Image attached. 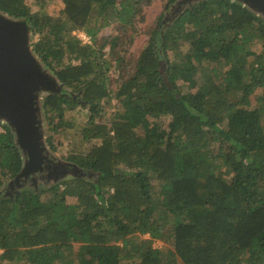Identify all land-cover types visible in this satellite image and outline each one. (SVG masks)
<instances>
[{"label": "trees", "instance_id": "obj_1", "mask_svg": "<svg viewBox=\"0 0 264 264\" xmlns=\"http://www.w3.org/2000/svg\"><path fill=\"white\" fill-rule=\"evenodd\" d=\"M33 1L0 11L27 20L65 87L43 99L47 124L75 129L80 104L94 143L68 155L87 176L0 197V264H264V18L202 0L167 23L177 0H162L134 60L122 46L156 0ZM14 139L0 123V187L23 165Z\"/></svg>", "mask_w": 264, "mask_h": 264}, {"label": "water", "instance_id": "obj_2", "mask_svg": "<svg viewBox=\"0 0 264 264\" xmlns=\"http://www.w3.org/2000/svg\"><path fill=\"white\" fill-rule=\"evenodd\" d=\"M199 1L202 0H177L166 13L165 21L171 22L187 6ZM232 1L242 4L258 16H264V0ZM32 38L33 33L26 19L14 18L0 11V123L11 129L23 160L14 180L32 174L41 175L34 181L28 180L30 178L23 181L37 186L41 183L56 184L65 180L69 173L73 178L84 177L86 172L79 175L78 169L81 167H77V164L71 170L70 165L66 166L69 163L58 162L50 155L42 104L46 94L60 93L64 85L35 54ZM7 189L8 184L0 187V197H5L9 191Z\"/></svg>", "mask_w": 264, "mask_h": 264}, {"label": "rangeland", "instance_id": "obj_3", "mask_svg": "<svg viewBox=\"0 0 264 264\" xmlns=\"http://www.w3.org/2000/svg\"><path fill=\"white\" fill-rule=\"evenodd\" d=\"M26 1L34 9L39 8V6L36 5L33 0H26ZM163 6H164V3L162 0H156L152 2L151 5L145 8V21L139 24L138 26L139 33L135 35L133 42H129V41L125 42V44L122 46L123 47L122 53L126 54L127 58H132L135 60V58L138 56L139 52L141 51L143 46L148 41L149 36L146 33V29L149 26L157 22L158 17L161 15L163 11ZM62 7H63V0H49L48 3L45 6H43V10L49 14H58L59 11L62 9ZM261 17H264V16H261ZM116 33L120 34V31L114 30V28H107V29H103L100 35H115ZM81 34H85V36H87L85 40L89 39L86 42H90V37L84 31H81L80 36ZM130 34H131V31H128L127 33H125L123 35V40L125 39V36H127L128 38ZM37 38H38L37 35L34 36V38H32V41H36ZM126 49H128L127 53L125 52ZM255 51H257V46L253 47L251 53H254ZM113 64H115V61L113 62ZM116 67L117 66L115 65V68ZM109 74L114 79L118 76V73H116L115 69H112V72H109ZM66 91L67 93H72V95H80L78 92L72 91L71 89L67 87H66ZM116 105H117V102L115 99H113L110 104L103 103L102 107L106 112H109L114 107H116ZM81 108L82 106L79 104L74 110H70L66 115L67 119L69 118L70 121H75V126H76L75 129L73 127H70L68 129L61 127L59 131L53 132L51 127L48 126L46 119L44 123V130H45V134L47 137L46 142H47V146L49 150L51 151L50 155L56 158L55 160H57L58 162L69 163V164H66V166L68 167L70 165L71 170L75 168L74 166H77L78 164L72 160H69L68 155L72 153L73 150L86 152L91 147V145L94 143V141L83 140V136L81 134L80 128H82L85 122L88 120L87 118L88 115L86 111L80 110ZM139 131L142 132L143 129H140ZM49 134L52 136V144L48 142ZM17 148L19 149L18 146ZM77 167L80 168V166H77ZM78 171H79V175H81L80 172H86L83 168L78 169ZM85 175H88V174L85 173L83 176L85 177ZM66 177L67 178L65 180H71L73 178L71 173H69ZM14 178L15 176L13 178H10L4 184V186H7L8 182L12 181ZM58 182H61V181H58ZM25 184L26 183H23L20 187L16 186V190L18 191V194H20L24 190H33L34 192L41 193L42 190H46L48 187H50L54 183H51L50 185L41 183L40 185H37V186L36 185L31 186L29 185V183H27L26 185ZM47 196H48L47 194H43L42 198H46ZM68 200L72 202L74 201V197H69ZM162 244H163L162 242L156 243L157 246L158 245L161 246Z\"/></svg>", "mask_w": 264, "mask_h": 264}, {"label": "flooded vegetation", "instance_id": "obj_4", "mask_svg": "<svg viewBox=\"0 0 264 264\" xmlns=\"http://www.w3.org/2000/svg\"><path fill=\"white\" fill-rule=\"evenodd\" d=\"M41 177V175H34V174H32V175H30L29 177H27V178H25V177H20L19 179H18V181L17 180H14V179H16V177L13 179V182H12V184H9V182H8V189L6 190V191H8L7 192V194L5 195V198L6 197H11V198H13L14 196H16L17 194H18V191L16 190V186L17 187H20L22 184H23V181L25 180V179H28V178H30V179H28V180H32V181H34V179H39ZM34 184H37V182H34ZM19 195V194H18Z\"/></svg>", "mask_w": 264, "mask_h": 264}, {"label": "built area", "instance_id": "obj_5", "mask_svg": "<svg viewBox=\"0 0 264 264\" xmlns=\"http://www.w3.org/2000/svg\"><path fill=\"white\" fill-rule=\"evenodd\" d=\"M75 33H76L80 38H82L85 42L89 40V39L85 40V39L87 38V36H85V34H81V36H80L81 31H76Z\"/></svg>", "mask_w": 264, "mask_h": 264}]
</instances>
